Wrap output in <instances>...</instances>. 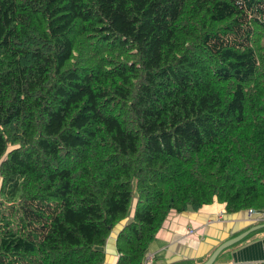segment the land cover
<instances>
[{"label":"trees","instance_id":"1","mask_svg":"<svg viewBox=\"0 0 264 264\" xmlns=\"http://www.w3.org/2000/svg\"><path fill=\"white\" fill-rule=\"evenodd\" d=\"M213 202L264 212V0H0V264H104L115 230L143 264Z\"/></svg>","mask_w":264,"mask_h":264},{"label":"crops","instance_id":"2","mask_svg":"<svg viewBox=\"0 0 264 264\" xmlns=\"http://www.w3.org/2000/svg\"><path fill=\"white\" fill-rule=\"evenodd\" d=\"M248 212L228 214L224 205L213 202L197 212L171 211L149 245L145 256L151 264H203L218 246L249 229ZM264 224V212H252ZM115 233L104 248V264H115ZM264 262V233L257 234L238 248L216 258L214 264H258Z\"/></svg>","mask_w":264,"mask_h":264},{"label":"water","instance_id":"3","mask_svg":"<svg viewBox=\"0 0 264 264\" xmlns=\"http://www.w3.org/2000/svg\"><path fill=\"white\" fill-rule=\"evenodd\" d=\"M264 228V224H260V225H256V226H253L247 230H245L244 232H242L241 234L237 235L236 237L224 242L223 244H221L220 246H218L216 248V250L211 254V256L208 258V260L203 263V264H213L216 260V258L218 257V255L225 249L235 245L236 243L242 241L244 238H246L248 235H250L251 233L255 232V231H258V230H261ZM115 233V241H116V237H117V234H118V231L115 230L111 233L114 234Z\"/></svg>","mask_w":264,"mask_h":264},{"label":"built area","instance_id":"4","mask_svg":"<svg viewBox=\"0 0 264 264\" xmlns=\"http://www.w3.org/2000/svg\"><path fill=\"white\" fill-rule=\"evenodd\" d=\"M248 218H249V221H251V223H257L260 220L259 218H252V212L251 211H249ZM151 263H152V257L151 256H145L144 260H143V264H151Z\"/></svg>","mask_w":264,"mask_h":264}]
</instances>
